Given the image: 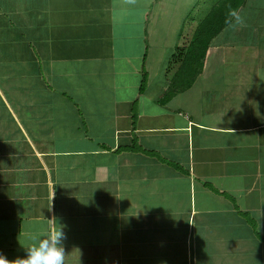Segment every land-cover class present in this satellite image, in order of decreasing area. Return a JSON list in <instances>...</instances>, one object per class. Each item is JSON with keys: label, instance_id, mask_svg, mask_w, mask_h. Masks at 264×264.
<instances>
[{"label": "crops", "instance_id": "0c3cea01", "mask_svg": "<svg viewBox=\"0 0 264 264\" xmlns=\"http://www.w3.org/2000/svg\"><path fill=\"white\" fill-rule=\"evenodd\" d=\"M199 1L0 0V255L264 264V0L187 78Z\"/></svg>", "mask_w": 264, "mask_h": 264}, {"label": "trees", "instance_id": "16d2710c", "mask_svg": "<svg viewBox=\"0 0 264 264\" xmlns=\"http://www.w3.org/2000/svg\"><path fill=\"white\" fill-rule=\"evenodd\" d=\"M244 1L245 0H217L213 8L197 21L194 29L187 34L186 37L188 39L180 48L183 65H185L187 69L191 67V71L197 72V67L199 65L201 67V64L204 62L211 42L230 23L231 14L241 7ZM196 6L197 5L193 6L188 13L186 22L189 19H195L193 14L197 8ZM173 81L175 85L179 84L176 80ZM180 87V85H178L177 88L174 86L172 91L175 92ZM142 89H144V86H142ZM170 94L171 91L169 92V96Z\"/></svg>", "mask_w": 264, "mask_h": 264}, {"label": "clouds", "instance_id": "9594fccd", "mask_svg": "<svg viewBox=\"0 0 264 264\" xmlns=\"http://www.w3.org/2000/svg\"><path fill=\"white\" fill-rule=\"evenodd\" d=\"M237 20L239 21V17ZM62 237L60 228L51 235L46 233L33 235L30 237V244L26 247L25 257L9 261L0 255V264H64Z\"/></svg>", "mask_w": 264, "mask_h": 264}, {"label": "rangeland", "instance_id": "374dc122", "mask_svg": "<svg viewBox=\"0 0 264 264\" xmlns=\"http://www.w3.org/2000/svg\"><path fill=\"white\" fill-rule=\"evenodd\" d=\"M214 2H216V0H200L199 2H198V4H197V9H195L196 11L194 12V17H195V19H196V21L199 19V18H201V17H203L204 16V14L209 10L208 8H210V6H212L213 5V3ZM258 5V4H257ZM256 5V6H257ZM244 16H247V14L246 15H244ZM192 23V24H191ZM191 23H189V22H185V25H183V31H184V33H186V34H189L193 29H194V26L196 25L195 23H193V22H191ZM220 37H222V36H220ZM193 72V71H192ZM198 73V71L197 72H193L191 75H189L187 78H191L192 76L193 77H196L197 74ZM142 78V77H141ZM145 79V78H144ZM185 83H187V82H185Z\"/></svg>", "mask_w": 264, "mask_h": 264}]
</instances>
